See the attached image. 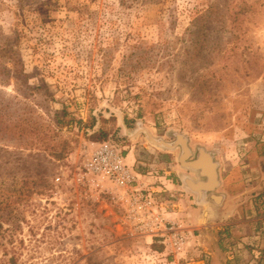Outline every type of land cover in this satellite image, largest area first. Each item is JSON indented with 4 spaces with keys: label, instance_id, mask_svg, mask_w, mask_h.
I'll use <instances>...</instances> for the list:
<instances>
[{
    "label": "rangeland",
    "instance_id": "obj_1",
    "mask_svg": "<svg viewBox=\"0 0 264 264\" xmlns=\"http://www.w3.org/2000/svg\"><path fill=\"white\" fill-rule=\"evenodd\" d=\"M12 114L26 127L50 125L73 151L57 160L0 140V264L204 259L195 232L180 253L131 232L110 185L85 174L104 140L139 148V165L161 175L157 153L179 164L178 154L190 161L212 151L233 192L260 184L243 232L257 228L264 241V0H0V115ZM141 127L177 149L152 145L143 131L129 136ZM230 225L220 244L232 256ZM258 242L241 244L254 254L264 251Z\"/></svg>",
    "mask_w": 264,
    "mask_h": 264
},
{
    "label": "crops",
    "instance_id": "obj_2",
    "mask_svg": "<svg viewBox=\"0 0 264 264\" xmlns=\"http://www.w3.org/2000/svg\"><path fill=\"white\" fill-rule=\"evenodd\" d=\"M176 149L177 148L175 147L173 150ZM247 150L246 153L248 156H253L255 154V148L251 147L249 144ZM200 151L201 149H198L196 157L192 160L196 162V160L201 158L200 160L205 164L204 156H202L203 154ZM203 151L215 164V173L218 179L212 189L208 188L210 187L208 186L209 176L203 168L204 164L200 168H195L189 163V159L183 160L182 155L179 154L177 155V161L179 164H173L169 161V156L173 158L171 156L172 153H165V155L157 153L156 155L151 156L152 159L154 158L153 161H157L161 164V167L165 169L164 172H162L160 180L165 183L168 188L179 193L180 198L182 197L180 199L177 215L188 231L193 234L194 232L196 233L193 240L194 242H198L196 244L200 245V252H204V259L194 258L191 262H194L195 264H206L205 257H209L211 264H234V262L236 263L238 260L239 263L249 264V261L255 256L262 258L261 253L264 251H261L259 248H257L258 250L254 248L253 254L250 251L252 248H249V250L243 249V245L241 244L242 241L248 238L250 239L252 236L258 238L260 246L264 243V241H260L263 237V232L257 231V228L248 233L243 232L245 226L249 223L253 224L251 221L254 220V215H256V213L252 211L251 202L254 203L253 198L256 195V189L259 188L260 184H258V182L253 184L243 183V189L241 191L233 192V188L230 186L231 184L227 182L226 179H222L219 163L216 161L214 153L204 147ZM124 154L127 155L129 164L133 165L141 175L150 171L148 167L144 168L139 165L140 162H142L140 161L141 156L139 148L138 150L135 149V147L130 148V150L124 151ZM157 167L156 164L152 165V168L155 170H157ZM170 173L172 176L168 177V174ZM147 180L155 181L156 178L147 177ZM213 191L216 194H224V198L221 199L219 203L217 197L213 195ZM246 200H250L249 203L243 204ZM239 204H242L243 206L240 207ZM246 209H250V211H247ZM232 217L237 219H235L233 223H230L229 220L232 219ZM228 224H232L230 225L231 229H235L236 227L238 232V235H236L237 238L235 239H238L239 244L234 247L235 249L232 251V256L229 255L227 250H223L220 244V235H222L221 230H224L225 228L227 234L229 231L227 227ZM232 257L234 260L230 261ZM262 260L264 264V259H261V261Z\"/></svg>",
    "mask_w": 264,
    "mask_h": 264
},
{
    "label": "built area",
    "instance_id": "obj_3",
    "mask_svg": "<svg viewBox=\"0 0 264 264\" xmlns=\"http://www.w3.org/2000/svg\"><path fill=\"white\" fill-rule=\"evenodd\" d=\"M85 170L97 186L110 185L111 197L121 205L123 218L133 234L151 237L175 253L185 251L191 232L177 215V192L160 180L161 174L151 169L141 175L111 140L96 144L86 159ZM147 177L156 180L149 181Z\"/></svg>",
    "mask_w": 264,
    "mask_h": 264
},
{
    "label": "trees",
    "instance_id": "obj_4",
    "mask_svg": "<svg viewBox=\"0 0 264 264\" xmlns=\"http://www.w3.org/2000/svg\"><path fill=\"white\" fill-rule=\"evenodd\" d=\"M60 113L58 112L57 115L58 123L64 122V116L61 118ZM63 113L67 114V111ZM92 119L93 121L90 126H94L95 124L94 118ZM60 127L62 128V124ZM1 139L11 142L18 149H38L40 152L44 151V153L57 160L66 158L73 151L70 142L63 139L59 131L52 129L50 125L42 124L26 127L22 114H12L7 120L0 115ZM159 251H162V249Z\"/></svg>",
    "mask_w": 264,
    "mask_h": 264
},
{
    "label": "water",
    "instance_id": "obj_5",
    "mask_svg": "<svg viewBox=\"0 0 264 264\" xmlns=\"http://www.w3.org/2000/svg\"><path fill=\"white\" fill-rule=\"evenodd\" d=\"M141 131H143L145 133L146 139L148 140V142H150L154 146L161 147V148H167L169 150L170 149H174L176 147V142H167V141L163 140L162 138L155 137L154 135H152L150 133V131H148L147 129L142 128V127L141 128H137L133 133H130L129 136L130 137H137ZM181 138L183 140H181V139L180 140L178 139V140L184 146V152L186 154H189V155L192 154V150L190 149V147H187V145L185 146L183 144V143L187 144L188 143V139L186 137H183V136H181ZM200 159L201 158H199L198 160H196V162H194V163H196V165H194V167H199L200 168V167L203 166L204 163H202V161ZM208 176H209V180H212L214 182H216L217 181L216 179H218L217 176H216L215 170H214V173H212V172L208 173ZM208 188L212 189L213 187H208ZM212 193H213V195H215L217 197L218 203L220 202L221 199L224 198V194H222V193L221 194L220 193L216 194V193H214V191Z\"/></svg>",
    "mask_w": 264,
    "mask_h": 264
},
{
    "label": "flooded vegetation",
    "instance_id": "obj_6",
    "mask_svg": "<svg viewBox=\"0 0 264 264\" xmlns=\"http://www.w3.org/2000/svg\"><path fill=\"white\" fill-rule=\"evenodd\" d=\"M200 152H202L203 155L202 154L201 155L204 156L203 158L205 160V164H204L203 168L205 169V172H207V173H210V172L214 173L215 164L210 160L209 156L205 154V152L203 151V149H201ZM195 157H196V155H195ZM182 159L183 160H186L184 158H182ZM192 159L193 158L190 159L189 163L194 167V165H196V163H194L195 161H193ZM195 168H199V167H195ZM214 185H215V182L214 181H212V182H210V184H208V186H210V187H213Z\"/></svg>",
    "mask_w": 264,
    "mask_h": 264
}]
</instances>
